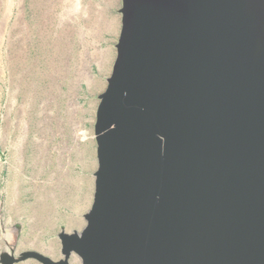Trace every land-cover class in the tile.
I'll list each match as a JSON object with an SVG mask.
<instances>
[{
	"label": "water",
	"instance_id": "water-1",
	"mask_svg": "<svg viewBox=\"0 0 264 264\" xmlns=\"http://www.w3.org/2000/svg\"><path fill=\"white\" fill-rule=\"evenodd\" d=\"M97 170L62 259L264 264V0H121Z\"/></svg>",
	"mask_w": 264,
	"mask_h": 264
},
{
	"label": "rangeland",
	"instance_id": "rangeland-1",
	"mask_svg": "<svg viewBox=\"0 0 264 264\" xmlns=\"http://www.w3.org/2000/svg\"><path fill=\"white\" fill-rule=\"evenodd\" d=\"M120 8L121 0H0V264L26 252L60 260L58 235L85 227L95 113ZM69 264L80 260L71 254Z\"/></svg>",
	"mask_w": 264,
	"mask_h": 264
},
{
	"label": "bare ground",
	"instance_id": "bare-ground-1",
	"mask_svg": "<svg viewBox=\"0 0 264 264\" xmlns=\"http://www.w3.org/2000/svg\"><path fill=\"white\" fill-rule=\"evenodd\" d=\"M52 252H53V251H52ZM74 262H75V263H77V260H76V259H74Z\"/></svg>",
	"mask_w": 264,
	"mask_h": 264
}]
</instances>
